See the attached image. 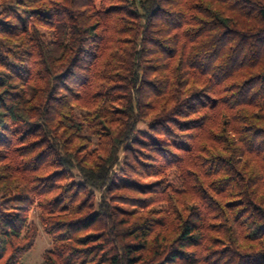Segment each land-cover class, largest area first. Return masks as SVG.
Wrapping results in <instances>:
<instances>
[{"label":"trees","instance_id":"1","mask_svg":"<svg viewBox=\"0 0 264 264\" xmlns=\"http://www.w3.org/2000/svg\"><path fill=\"white\" fill-rule=\"evenodd\" d=\"M264 264V0H0V264Z\"/></svg>","mask_w":264,"mask_h":264},{"label":"rangeland","instance_id":"2","mask_svg":"<svg viewBox=\"0 0 264 264\" xmlns=\"http://www.w3.org/2000/svg\"><path fill=\"white\" fill-rule=\"evenodd\" d=\"M31 220L39 225V232L33 248L23 255L20 264H42L44 252L51 247V239L40 226L37 212L31 214Z\"/></svg>","mask_w":264,"mask_h":264}]
</instances>
